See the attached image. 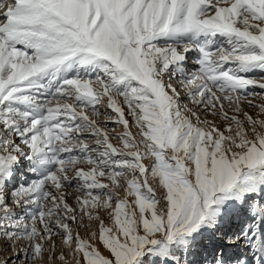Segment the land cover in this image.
<instances>
[{"label":"snow or ice","instance_id":"1","mask_svg":"<svg viewBox=\"0 0 264 264\" xmlns=\"http://www.w3.org/2000/svg\"><path fill=\"white\" fill-rule=\"evenodd\" d=\"M0 264H264V0H0Z\"/></svg>","mask_w":264,"mask_h":264},{"label":"rangeland","instance_id":"2","mask_svg":"<svg viewBox=\"0 0 264 264\" xmlns=\"http://www.w3.org/2000/svg\"><path fill=\"white\" fill-rule=\"evenodd\" d=\"M188 67L191 69V70H194V66L192 65L191 63V59L188 61ZM114 126V125H112ZM122 129H120L119 127H117V131H121ZM118 143V142H117ZM18 176H23V172H18ZM29 177H31V174H28ZM70 202H73V201H70Z\"/></svg>","mask_w":264,"mask_h":264}]
</instances>
